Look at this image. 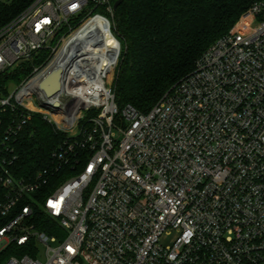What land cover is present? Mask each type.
Masks as SVG:
<instances>
[{"label": "built area", "instance_id": "2783aa9c", "mask_svg": "<svg viewBox=\"0 0 264 264\" xmlns=\"http://www.w3.org/2000/svg\"><path fill=\"white\" fill-rule=\"evenodd\" d=\"M114 1L32 0L0 27L3 264H264V0L146 112L115 102ZM44 49L9 93L2 76ZM34 114L66 137L22 172Z\"/></svg>", "mask_w": 264, "mask_h": 264}, {"label": "trees", "instance_id": "16d2710c", "mask_svg": "<svg viewBox=\"0 0 264 264\" xmlns=\"http://www.w3.org/2000/svg\"><path fill=\"white\" fill-rule=\"evenodd\" d=\"M32 0L0 3V27ZM256 0H122L114 11V33L121 43L115 79V102L148 111L163 94L195 67L199 56L218 37L225 34ZM49 50L39 51L32 61L2 83H17L40 65ZM65 133L34 114L18 136L17 164L22 172L35 171L51 162ZM55 160V159H54ZM56 161V160H55ZM56 181L71 170L55 169ZM47 229V228H45ZM12 250L0 252L3 264Z\"/></svg>", "mask_w": 264, "mask_h": 264}, {"label": "rangeland", "instance_id": "374dc122", "mask_svg": "<svg viewBox=\"0 0 264 264\" xmlns=\"http://www.w3.org/2000/svg\"><path fill=\"white\" fill-rule=\"evenodd\" d=\"M8 88H9V93L15 88V84L14 83H11L10 86L8 85ZM35 102L38 104L37 100H35ZM39 105V104H38ZM40 108H42L41 105H39ZM74 133H76L77 131L76 130H73ZM177 235V232L176 230H171L169 233H166V234H163V237L161 239L162 241V244L165 245V246H168L172 240L175 238V236ZM38 258L40 259H44V254H45V247L43 245H39L38 244Z\"/></svg>", "mask_w": 264, "mask_h": 264}, {"label": "water", "instance_id": "95a60500", "mask_svg": "<svg viewBox=\"0 0 264 264\" xmlns=\"http://www.w3.org/2000/svg\"><path fill=\"white\" fill-rule=\"evenodd\" d=\"M122 0H115L113 3L114 10L117 8V6L121 3ZM42 90L44 91L46 96H49L53 94L56 91L57 83L53 81L52 83L42 82ZM43 102V101H41Z\"/></svg>", "mask_w": 264, "mask_h": 264}, {"label": "bare ground", "instance_id": "6f19581e", "mask_svg": "<svg viewBox=\"0 0 264 264\" xmlns=\"http://www.w3.org/2000/svg\"><path fill=\"white\" fill-rule=\"evenodd\" d=\"M97 22V21H96ZM99 22V26H102L100 25L102 23V21H98ZM94 23V22H93ZM108 40V39H107ZM80 49L81 51H85L86 49H88L90 47V42L88 43H85V40L82 38L80 39Z\"/></svg>", "mask_w": 264, "mask_h": 264}]
</instances>
